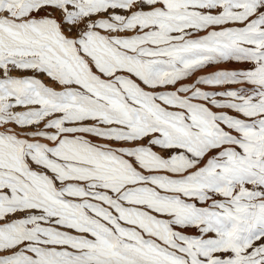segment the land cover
Listing matches in <instances>:
<instances>
[{"label":"snow or ice","instance_id":"snow-or-ice-1","mask_svg":"<svg viewBox=\"0 0 264 264\" xmlns=\"http://www.w3.org/2000/svg\"><path fill=\"white\" fill-rule=\"evenodd\" d=\"M0 264H264V0H0Z\"/></svg>","mask_w":264,"mask_h":264}]
</instances>
